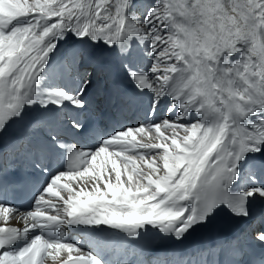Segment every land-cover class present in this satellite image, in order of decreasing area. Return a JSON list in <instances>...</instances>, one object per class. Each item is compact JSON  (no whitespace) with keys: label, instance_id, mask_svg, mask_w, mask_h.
Returning <instances> with one entry per match:
<instances>
[{"label":"snow or ice","instance_id":"obj_1","mask_svg":"<svg viewBox=\"0 0 264 264\" xmlns=\"http://www.w3.org/2000/svg\"><path fill=\"white\" fill-rule=\"evenodd\" d=\"M69 40L83 72L74 86L46 84ZM117 56L148 114L164 105L172 118L73 146L66 170L34 155L47 176L34 210L0 202V220L22 225L0 226V264H112L65 229L181 240L220 213L244 227L182 264H264V212L251 209L264 201V0H0V138L29 133L27 148L13 136L14 156L64 149V129L86 135L90 89ZM85 177L87 190L63 182Z\"/></svg>","mask_w":264,"mask_h":264},{"label":"bare ground","instance_id":"obj_2","mask_svg":"<svg viewBox=\"0 0 264 264\" xmlns=\"http://www.w3.org/2000/svg\"><path fill=\"white\" fill-rule=\"evenodd\" d=\"M74 50H75V45L71 40L61 43V45L59 46V48L57 49V51L55 52V54L51 58V65L47 70L48 75L46 77V84H65V85H69V86H74L75 81L78 79V75L80 73H82L84 70V69H81V68H83L82 66L77 67L76 65L73 64ZM120 63H121V59L118 56L113 57L112 60L110 61L108 73L106 76V78H109L108 87L111 90L117 91L121 95V99L127 101V104L129 107H134L133 113L137 109L143 110V114H144L143 118L144 119L140 123H144V122L147 123L150 120H161V118H163V117L158 116V111L155 113L154 116L148 114L146 95L138 94L133 89L130 81L127 79V77L124 75V73L119 69ZM141 68H144V67H141ZM98 88H99V85H98V82H96L92 86V88L90 89L89 96H88L89 102H91L92 98L98 94V92H97ZM94 101L97 102V98H95ZM159 109H162L165 111L166 106L161 105V107ZM123 110H124L123 107L118 108L119 112H121ZM168 117H171V116L168 115ZM135 126L136 125H134V126L130 125L128 127L134 128ZM128 127H126V128H128ZM153 135H155L154 132H153ZM138 139H139V137H138ZM20 140H21V138L18 139V141H20ZM21 141H23V140H21ZM16 148L19 149L20 145L16 144ZM11 151H13L12 147H11ZM140 151H144V150H140ZM20 153H21V151H20ZM97 163H99V160L97 161ZM108 167L110 168V165H108ZM145 171H146V169H145ZM113 178H114V174H113ZM87 180H88V178L85 177V178L81 179L80 181H63V182L71 183L74 188H77V190H79L78 184H82V185H84V187L87 190V189L91 188L90 182L85 183ZM61 194L64 196L67 195L66 192H62ZM12 225H17L19 227H22V225L18 224L15 220L12 223H9V224L7 223V225H5L3 221H0V226H12ZM207 225L208 224L203 225V226H197L196 228L191 230L186 235H190V234L197 232V231H200V230L204 231L205 227ZM112 232H113V230H110V231L105 232L104 234L107 237H109L112 234ZM88 234L95 235L96 237H98V235H99V233L92 232V231H89ZM154 237H158V239L153 240L150 243V246L152 249H158L161 247V242H160L161 235L155 232ZM65 239H67V240L70 239V236H68L66 234V231H65Z\"/></svg>","mask_w":264,"mask_h":264},{"label":"rangeland","instance_id":"obj_3","mask_svg":"<svg viewBox=\"0 0 264 264\" xmlns=\"http://www.w3.org/2000/svg\"><path fill=\"white\" fill-rule=\"evenodd\" d=\"M137 51H138V52H137ZM137 51H136V54H135V55L138 56V54L141 53V52H140L139 50H137ZM133 58H134V59H133ZM132 59H133L132 62H133L136 66H137V65L140 66L138 60L135 59L134 56L132 57ZM134 61H135V62H134ZM147 62H148V60H147ZM144 68H145V67H144ZM160 112L162 113V110H161ZM161 113H159V115H160ZM168 115H170V114L167 113V111H165V114H164L163 118H165L166 116L168 117ZM163 118H162V119H163ZM169 118L171 119L172 117H169Z\"/></svg>","mask_w":264,"mask_h":264}]
</instances>
